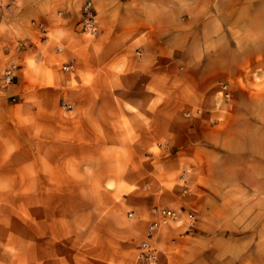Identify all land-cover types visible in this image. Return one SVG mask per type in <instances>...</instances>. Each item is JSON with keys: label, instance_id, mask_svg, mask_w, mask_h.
Returning a JSON list of instances; mask_svg holds the SVG:
<instances>
[{"label": "crops", "instance_id": "1", "mask_svg": "<svg viewBox=\"0 0 264 264\" xmlns=\"http://www.w3.org/2000/svg\"><path fill=\"white\" fill-rule=\"evenodd\" d=\"M84 1L0 0V73L18 66L0 86V207L32 200L43 216L33 231L48 232L25 264H141L154 206L197 216L193 236L161 226L157 264H264V159L216 158L199 145L213 131L200 108L220 75L243 68L230 57L264 54L249 50L238 5L91 0L93 37L80 31ZM218 56L230 66L210 67Z\"/></svg>", "mask_w": 264, "mask_h": 264}, {"label": "rangeland", "instance_id": "2", "mask_svg": "<svg viewBox=\"0 0 264 264\" xmlns=\"http://www.w3.org/2000/svg\"><path fill=\"white\" fill-rule=\"evenodd\" d=\"M241 1L233 2L238 5L234 8L236 13L233 18L242 17L247 23V45L251 47L249 50L262 52L264 6H260L261 0ZM241 5L244 6L240 7ZM230 58L232 67L243 68L231 77L220 75L213 88V104L209 108H200L201 112L210 114L204 124L213 131L209 133V140L202 139L199 145L211 149L216 158L224 157L231 161L264 159V54L237 55ZM228 59L229 57L218 56L210 67H229ZM10 63L15 62H9L7 66ZM11 85L4 87L0 84L3 89ZM226 92L229 93V98L225 96ZM220 131H223L226 137L224 144L217 141ZM172 150L171 152H174L175 148ZM12 195L14 194L10 193L9 196ZM32 203V200L14 198L3 201L0 207V243L3 242V248H0V254L3 251L0 264H25L26 261H31L33 255L41 252L40 248H34L33 241L39 237L48 239V232L33 231V223L41 224L43 216L36 218V215H33ZM188 211L194 212L187 208ZM45 217L48 218L47 213ZM22 239H25V242Z\"/></svg>", "mask_w": 264, "mask_h": 264}, {"label": "built area", "instance_id": "3", "mask_svg": "<svg viewBox=\"0 0 264 264\" xmlns=\"http://www.w3.org/2000/svg\"><path fill=\"white\" fill-rule=\"evenodd\" d=\"M60 14L61 13L59 12V15ZM79 25L80 31L84 34L94 37L99 33L97 13L91 0H85L81 6ZM37 27L42 34V39L49 38L50 32L46 25L38 23ZM58 49L60 50V47ZM61 67L64 70H71L74 68V64L67 62L63 63ZM16 69V63H10L5 67L0 75V84L2 86L5 87L13 83ZM225 96L229 98V93L226 92ZM63 106L66 108L71 107L70 104H63ZM157 146L170 148L167 143H158ZM182 192L186 193L187 189H183ZM151 212L154 215V218L147 222L144 235L137 245L136 256L141 264H157L156 235L158 230L164 224L178 222L184 225L185 234L194 235L196 232L197 216L194 212L188 211L186 214L182 215L180 212L165 206H154L152 207ZM128 215L133 216V212H129Z\"/></svg>", "mask_w": 264, "mask_h": 264}]
</instances>
